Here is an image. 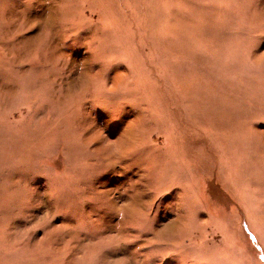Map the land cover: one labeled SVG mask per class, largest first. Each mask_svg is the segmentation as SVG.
<instances>
[{"label": "rangeland", "instance_id": "1", "mask_svg": "<svg viewBox=\"0 0 264 264\" xmlns=\"http://www.w3.org/2000/svg\"><path fill=\"white\" fill-rule=\"evenodd\" d=\"M0 264H264V0H0Z\"/></svg>", "mask_w": 264, "mask_h": 264}]
</instances>
